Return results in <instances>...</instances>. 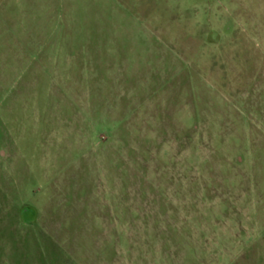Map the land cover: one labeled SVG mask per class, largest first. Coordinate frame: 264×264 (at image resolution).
I'll return each mask as SVG.
<instances>
[{
    "label": "rangeland",
    "instance_id": "obj_1",
    "mask_svg": "<svg viewBox=\"0 0 264 264\" xmlns=\"http://www.w3.org/2000/svg\"><path fill=\"white\" fill-rule=\"evenodd\" d=\"M0 264H264V0H0Z\"/></svg>",
    "mask_w": 264,
    "mask_h": 264
}]
</instances>
